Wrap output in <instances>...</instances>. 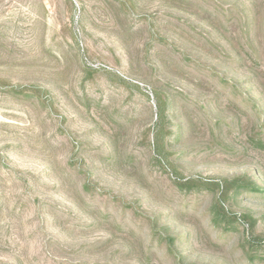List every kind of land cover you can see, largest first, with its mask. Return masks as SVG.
I'll return each mask as SVG.
<instances>
[{"label":"rangeland","instance_id":"1","mask_svg":"<svg viewBox=\"0 0 264 264\" xmlns=\"http://www.w3.org/2000/svg\"><path fill=\"white\" fill-rule=\"evenodd\" d=\"M0 264H264V0H0Z\"/></svg>","mask_w":264,"mask_h":264},{"label":"trees","instance_id":"2","mask_svg":"<svg viewBox=\"0 0 264 264\" xmlns=\"http://www.w3.org/2000/svg\"><path fill=\"white\" fill-rule=\"evenodd\" d=\"M252 190H253L254 192H255V191H258V189H252Z\"/></svg>","mask_w":264,"mask_h":264}]
</instances>
